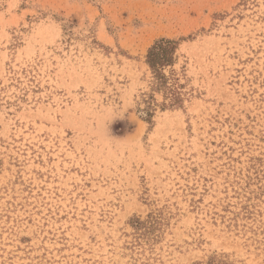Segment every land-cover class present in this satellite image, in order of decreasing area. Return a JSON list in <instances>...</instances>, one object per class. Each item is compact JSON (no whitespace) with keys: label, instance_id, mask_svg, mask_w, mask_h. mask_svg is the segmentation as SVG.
<instances>
[{"label":"rangeland","instance_id":"374dc122","mask_svg":"<svg viewBox=\"0 0 264 264\" xmlns=\"http://www.w3.org/2000/svg\"><path fill=\"white\" fill-rule=\"evenodd\" d=\"M213 256L264 264V0H0V264Z\"/></svg>","mask_w":264,"mask_h":264},{"label":"trees","instance_id":"16d2710c","mask_svg":"<svg viewBox=\"0 0 264 264\" xmlns=\"http://www.w3.org/2000/svg\"><path fill=\"white\" fill-rule=\"evenodd\" d=\"M179 40L160 37L156 39L147 49L145 61L152 74L153 91L161 93L165 101L162 106L176 107L183 104L181 91V83L176 77L174 66L177 59V51L179 49ZM151 102L148 103L146 109H153L152 101L155 100L154 95L150 96ZM222 259L211 257L206 263L198 264H223Z\"/></svg>","mask_w":264,"mask_h":264},{"label":"snow or ice","instance_id":"6c2138e0","mask_svg":"<svg viewBox=\"0 0 264 264\" xmlns=\"http://www.w3.org/2000/svg\"><path fill=\"white\" fill-rule=\"evenodd\" d=\"M119 126H120L119 124L116 125L117 128H118Z\"/></svg>","mask_w":264,"mask_h":264}]
</instances>
